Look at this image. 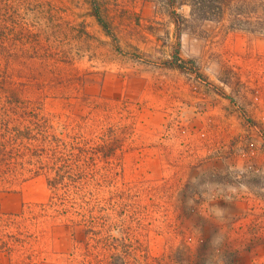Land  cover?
Instances as JSON below:
<instances>
[{
  "label": "rangeland",
  "instance_id": "rangeland-1",
  "mask_svg": "<svg viewBox=\"0 0 264 264\" xmlns=\"http://www.w3.org/2000/svg\"><path fill=\"white\" fill-rule=\"evenodd\" d=\"M221 1L0 0V128L107 136L109 203L67 222L0 150V264H264V0Z\"/></svg>",
  "mask_w": 264,
  "mask_h": 264
},
{
  "label": "trees",
  "instance_id": "trees-1",
  "mask_svg": "<svg viewBox=\"0 0 264 264\" xmlns=\"http://www.w3.org/2000/svg\"><path fill=\"white\" fill-rule=\"evenodd\" d=\"M224 1L227 0H222L219 7H222ZM172 15L173 20L176 19L174 23L178 24V14L173 12ZM95 18L109 33L98 12H95ZM110 37L113 38L112 34ZM185 65H190V68H185ZM193 65L194 62L191 60L185 61L180 58L178 48L174 50L168 63V67L188 70L199 75ZM106 138L107 136L103 135L98 139L100 143H97L76 134L56 135L54 127L46 118L31 116L27 120L23 118V122L12 127L8 124L1 126L0 150L8 149L9 156L15 160L19 172L17 174L15 172L13 176L22 175L24 171L30 173L32 177L45 174L46 184L51 192L48 205L62 206L64 216L72 210L71 215L75 218H66L67 222L87 226L94 224V212L104 211L103 206L109 204L107 199L99 197L96 190L105 181L106 176L100 174L95 162L86 161L87 155L91 153L98 158L103 157L105 153L102 149L106 144ZM90 142L96 146L92 148ZM92 234L94 235L93 232ZM122 259L120 257V264H124Z\"/></svg>",
  "mask_w": 264,
  "mask_h": 264
}]
</instances>
